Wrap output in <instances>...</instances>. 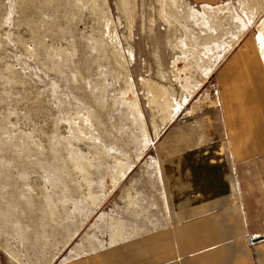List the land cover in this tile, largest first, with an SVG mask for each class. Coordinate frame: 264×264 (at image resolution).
Instances as JSON below:
<instances>
[{"label": "rangeland", "instance_id": "374dc122", "mask_svg": "<svg viewBox=\"0 0 264 264\" xmlns=\"http://www.w3.org/2000/svg\"><path fill=\"white\" fill-rule=\"evenodd\" d=\"M253 8L264 0H0V264H54L116 209L127 230L159 224L156 142Z\"/></svg>", "mask_w": 264, "mask_h": 264}, {"label": "crops", "instance_id": "0c3cea01", "mask_svg": "<svg viewBox=\"0 0 264 264\" xmlns=\"http://www.w3.org/2000/svg\"><path fill=\"white\" fill-rule=\"evenodd\" d=\"M261 11L239 10L238 41L156 142L159 224L127 230L116 209L54 264H264Z\"/></svg>", "mask_w": 264, "mask_h": 264}, {"label": "built area", "instance_id": "2783aa9c", "mask_svg": "<svg viewBox=\"0 0 264 264\" xmlns=\"http://www.w3.org/2000/svg\"><path fill=\"white\" fill-rule=\"evenodd\" d=\"M253 243H254V239L252 237H247V244L251 246L253 245Z\"/></svg>", "mask_w": 264, "mask_h": 264}]
</instances>
